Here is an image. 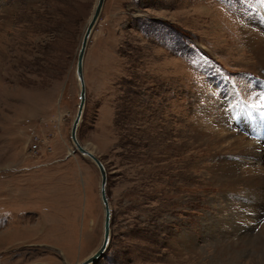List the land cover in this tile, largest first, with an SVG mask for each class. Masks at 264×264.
Instances as JSON below:
<instances>
[{
    "label": "rangeland",
    "instance_id": "rangeland-1",
    "mask_svg": "<svg viewBox=\"0 0 264 264\" xmlns=\"http://www.w3.org/2000/svg\"><path fill=\"white\" fill-rule=\"evenodd\" d=\"M96 2L0 0V264H78L103 241L101 173L71 138ZM255 29L264 0L105 1L78 128L108 173L111 240L94 264H264V201L243 182L264 170L229 191L214 178L259 165L216 136L264 158Z\"/></svg>",
    "mask_w": 264,
    "mask_h": 264
},
{
    "label": "water",
    "instance_id": "water-1",
    "mask_svg": "<svg viewBox=\"0 0 264 264\" xmlns=\"http://www.w3.org/2000/svg\"><path fill=\"white\" fill-rule=\"evenodd\" d=\"M106 0H97L96 6L92 13V16L86 25L85 32L82 38L81 47L79 49V54L77 57V66H76V74L77 78L80 82V95H79V105L76 117L74 118L72 128H71V138L74 143L75 149H72V152L78 150L82 155L88 157L92 160L99 168L101 173V197L105 208V222H104V237L100 247L89 257L79 262L78 264H94L97 262L99 258H101L106 252L110 240H111V219L112 213L109 204V199L107 195V181H108V173L107 169L104 165V162L97 156L94 152L86 148V146L82 145L80 140L78 139V128L82 121L84 115V109L86 104V83L84 78V61L85 55L88 48L89 41L91 39L92 33L98 20L101 16L104 4Z\"/></svg>",
    "mask_w": 264,
    "mask_h": 264
},
{
    "label": "bare ground",
    "instance_id": "bare-ground-1",
    "mask_svg": "<svg viewBox=\"0 0 264 264\" xmlns=\"http://www.w3.org/2000/svg\"><path fill=\"white\" fill-rule=\"evenodd\" d=\"M248 46H249L250 53L255 55L258 58V62L264 68V33L255 29V32H253V35H251V37L249 39ZM232 135H234V134H232ZM220 136H222V137L216 136V138H214V141L215 142L216 141L217 142L226 141L227 143L231 144L230 145L231 150L239 149L244 145L248 146L247 149H243V150L239 151L240 152L239 156L243 159L254 160L255 162H258V164H259L257 166V168L253 167V168L245 169V171H247V173L249 172V174H244L245 171L242 172L241 171L242 169H240L241 165H243V164H240V162H239V161H243L241 159V160H238V162L236 164H233L236 166L231 167L229 170H227L225 175L215 174L214 178L216 180V183H218L220 185L221 189H223L225 191L231 190V188L234 187V186L230 187L231 184L236 183L240 180L242 181V178L244 179V176H247V178L250 177V175H251L250 172L251 171L253 172V170L254 171H260L262 173V170H264V158H262V155L259 151V148L256 147L255 143L246 142L245 140L240 139L239 136L237 138L234 137L235 139H233L232 137L228 138L227 135H225V134H221ZM261 143L264 144V140H261ZM246 146H244V147H246ZM250 149H252V150H250ZM262 176H263V174H261V177H259V175H258V178H255L252 180L250 178L247 181L245 179L243 180V182H247L246 184L248 187L246 186V189H247L248 193L253 195L252 198L256 201H259V202L264 201V195L260 194L261 191L263 190V187H264V183L261 180V179H264V177H262ZM230 192H232V191H230ZM255 192H259V193L257 194ZM235 193H236V191H235Z\"/></svg>",
    "mask_w": 264,
    "mask_h": 264
}]
</instances>
